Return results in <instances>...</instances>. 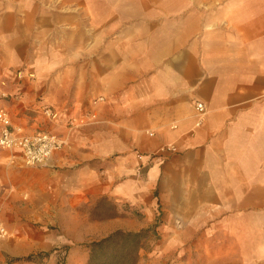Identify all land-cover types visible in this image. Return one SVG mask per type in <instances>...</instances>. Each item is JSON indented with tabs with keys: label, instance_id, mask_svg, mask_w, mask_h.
<instances>
[{
	"label": "crops",
	"instance_id": "crops-1",
	"mask_svg": "<svg viewBox=\"0 0 264 264\" xmlns=\"http://www.w3.org/2000/svg\"><path fill=\"white\" fill-rule=\"evenodd\" d=\"M28 25L20 22V31ZM145 51L155 52L151 58L145 53V154L166 143L177 151L139 169L126 152L129 142H102L98 129L106 125L98 102V122L62 130L66 145L51 164L125 151L91 194L145 203V226L157 207L179 214L181 222L184 212L194 219L201 212L207 264H264V0H145ZM19 83L23 88L24 80ZM26 92L11 100L19 109L34 101L42 118L46 101ZM194 100L206 108L198 127ZM48 104L62 120L83 111ZM8 111L12 124L25 131L44 128L43 119L15 122ZM83 184L76 190L87 194Z\"/></svg>",
	"mask_w": 264,
	"mask_h": 264
},
{
	"label": "rangeland",
	"instance_id": "rangeland-1",
	"mask_svg": "<svg viewBox=\"0 0 264 264\" xmlns=\"http://www.w3.org/2000/svg\"><path fill=\"white\" fill-rule=\"evenodd\" d=\"M22 21L29 24L24 31ZM145 53H155L145 51V0H0V92L9 93L0 94V103L12 119H43L39 125L50 128L34 101L19 109L14 93L21 97L27 90L35 100L73 112L103 96L102 142L126 140V152L144 163L137 156H145ZM126 152L32 166L0 150V221L7 230L0 237V264H86L90 241L155 222L157 234L144 237L136 264H207L201 212L198 219L184 212L183 224L179 214L157 207L145 226V203L91 194ZM81 181L87 194L76 190ZM28 255L32 260L13 262Z\"/></svg>",
	"mask_w": 264,
	"mask_h": 264
},
{
	"label": "built area",
	"instance_id": "built-area-1",
	"mask_svg": "<svg viewBox=\"0 0 264 264\" xmlns=\"http://www.w3.org/2000/svg\"><path fill=\"white\" fill-rule=\"evenodd\" d=\"M20 92V90H19ZM2 97H8L9 93L6 90L0 92ZM14 97H19L20 94L14 93ZM103 101V96H98L92 100L90 108L76 115L61 119L60 113L51 105L43 103L40 105V113L52 129L38 128L32 131H25L20 126L12 124L9 111L5 107H0V150H6L16 154L26 165H45L52 158L53 154L60 151L66 145V138L57 131L61 127L65 130H71L81 126H89L98 122L95 105ZM194 127L201 125L205 115V104L202 101L194 100ZM172 127H175L174 125ZM147 135L153 136L152 131H147ZM176 145L174 143H166L159 146L155 150L147 154H139V159L145 158L148 162H159L162 156L167 153L175 152ZM145 165L143 161L140 162ZM7 230L0 221V237H4Z\"/></svg>",
	"mask_w": 264,
	"mask_h": 264
},
{
	"label": "trees",
	"instance_id": "trees-1",
	"mask_svg": "<svg viewBox=\"0 0 264 264\" xmlns=\"http://www.w3.org/2000/svg\"><path fill=\"white\" fill-rule=\"evenodd\" d=\"M157 234V223L135 231L116 229L104 237L90 241L86 264H136L143 248L142 240L148 233ZM32 255L14 258L15 261L32 260Z\"/></svg>",
	"mask_w": 264,
	"mask_h": 264
}]
</instances>
